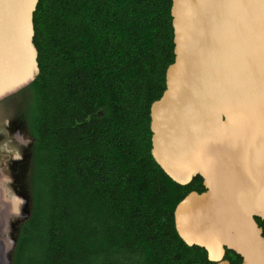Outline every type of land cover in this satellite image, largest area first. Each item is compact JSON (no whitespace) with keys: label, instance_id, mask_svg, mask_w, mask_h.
I'll return each instance as SVG.
<instances>
[{"label":"trees","instance_id":"16d2710c","mask_svg":"<svg viewBox=\"0 0 264 264\" xmlns=\"http://www.w3.org/2000/svg\"><path fill=\"white\" fill-rule=\"evenodd\" d=\"M171 6L39 0V74L10 97L27 92L34 136L32 203L11 264H213L174 221L177 204L205 190L202 177L179 184L152 154L150 109L175 59Z\"/></svg>","mask_w":264,"mask_h":264},{"label":"water","instance_id":"95a60500","mask_svg":"<svg viewBox=\"0 0 264 264\" xmlns=\"http://www.w3.org/2000/svg\"><path fill=\"white\" fill-rule=\"evenodd\" d=\"M39 0H0V102L39 74L34 13ZM175 59L150 109L152 154L182 185L201 176L174 221L188 245L213 264H264V0H172ZM0 173V264L17 240L9 218L23 196H8Z\"/></svg>","mask_w":264,"mask_h":264},{"label":"flooded vegetation","instance_id":"af4514ba","mask_svg":"<svg viewBox=\"0 0 264 264\" xmlns=\"http://www.w3.org/2000/svg\"><path fill=\"white\" fill-rule=\"evenodd\" d=\"M10 97L0 102V173L3 170L5 177L1 180V184L6 188V192L7 190L11 191L9 184L12 181L14 184L15 181L19 180L21 170L24 171L28 167L27 158L30 155L29 150L30 148L32 149L34 143L32 133L31 136L26 137V132L23 130V127L27 124L23 125L17 118L12 119L8 116L7 108H9L12 101ZM24 215L22 208L21 214L17 215L20 223H23L25 220L26 215Z\"/></svg>","mask_w":264,"mask_h":264},{"label":"rangeland","instance_id":"374dc122","mask_svg":"<svg viewBox=\"0 0 264 264\" xmlns=\"http://www.w3.org/2000/svg\"><path fill=\"white\" fill-rule=\"evenodd\" d=\"M26 93L19 94V95L13 97L12 101L9 105V108H7V109H8V113H9L8 116L9 117H11L12 119L17 118L18 121L20 123H22L23 125L27 124L25 127H23V130L26 132L25 135L27 137V136H31V131H30L29 124H28L29 123V117L27 116V113L25 110V109H27V102H28ZM18 151H20V150H18ZM29 151H30V155L27 158V161L29 163L28 167L24 171L21 170L20 176H19L20 178L18 181H15L14 184L12 181V183L9 184L10 185L9 188L11 191L7 190L8 196L21 195L24 198H26L27 202L23 206V213L25 215L27 214L26 209H27L29 199H31V203H32V198H31L32 190H31V186H30V171L32 168L31 164H32L33 154H32L31 148ZM10 170L12 171V169H10ZM31 205L32 204H30V206ZM19 225H21V223H20L19 219L17 218V215L10 216V218H9V232H10V234L11 233H13V234L17 233V231H18L17 228L19 227Z\"/></svg>","mask_w":264,"mask_h":264}]
</instances>
